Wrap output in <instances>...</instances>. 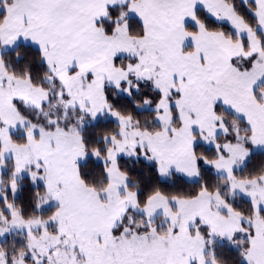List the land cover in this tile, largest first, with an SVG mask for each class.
Listing matches in <instances>:
<instances>
[{
	"label": "snow or ice",
	"instance_id": "6c2138e0",
	"mask_svg": "<svg viewBox=\"0 0 264 264\" xmlns=\"http://www.w3.org/2000/svg\"><path fill=\"white\" fill-rule=\"evenodd\" d=\"M0 264H264V0H0Z\"/></svg>",
	"mask_w": 264,
	"mask_h": 264
}]
</instances>
